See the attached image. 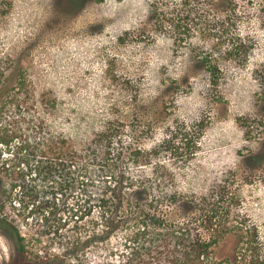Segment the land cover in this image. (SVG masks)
Instances as JSON below:
<instances>
[{
    "label": "rangeland",
    "instance_id": "1",
    "mask_svg": "<svg viewBox=\"0 0 264 264\" xmlns=\"http://www.w3.org/2000/svg\"><path fill=\"white\" fill-rule=\"evenodd\" d=\"M239 8L233 14L222 0H0V56L28 77L29 119L80 143L117 128L121 150L151 151L147 174L160 192L198 201L226 187L233 217L256 223L264 238V0H239ZM11 112L0 116V131ZM4 150L0 261L22 264L15 225L27 224L15 222L19 208L5 193L3 162H14V149Z\"/></svg>",
    "mask_w": 264,
    "mask_h": 264
},
{
    "label": "trees",
    "instance_id": "2",
    "mask_svg": "<svg viewBox=\"0 0 264 264\" xmlns=\"http://www.w3.org/2000/svg\"><path fill=\"white\" fill-rule=\"evenodd\" d=\"M222 1L231 13L240 10L239 0ZM2 62L0 116L12 114L0 152L14 149L2 172L19 208L15 222L27 224V231L15 225L22 264H264L260 229L233 217L226 187L198 201L160 192L159 178L147 174L151 151L125 143L121 150L117 128L83 143L50 131L46 121L29 119L34 107L21 64ZM204 62L216 76L218 64Z\"/></svg>",
    "mask_w": 264,
    "mask_h": 264
},
{
    "label": "flooded vegetation",
    "instance_id": "3",
    "mask_svg": "<svg viewBox=\"0 0 264 264\" xmlns=\"http://www.w3.org/2000/svg\"><path fill=\"white\" fill-rule=\"evenodd\" d=\"M0 260H2V256L0 255ZM0 264H1V261H0Z\"/></svg>",
    "mask_w": 264,
    "mask_h": 264
}]
</instances>
